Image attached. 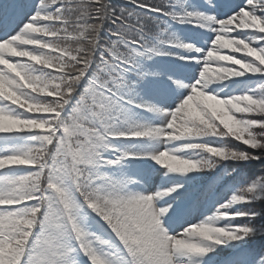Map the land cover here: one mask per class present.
I'll return each instance as SVG.
<instances>
[{
	"label": "snow or ice",
	"instance_id": "snow-or-ice-1",
	"mask_svg": "<svg viewBox=\"0 0 264 264\" xmlns=\"http://www.w3.org/2000/svg\"><path fill=\"white\" fill-rule=\"evenodd\" d=\"M255 164L264 0H0V264H264Z\"/></svg>",
	"mask_w": 264,
	"mask_h": 264
},
{
	"label": "trees",
	"instance_id": "trees-1",
	"mask_svg": "<svg viewBox=\"0 0 264 264\" xmlns=\"http://www.w3.org/2000/svg\"><path fill=\"white\" fill-rule=\"evenodd\" d=\"M261 167H264V165H259V164H255V165H253V169L254 170H259ZM257 207H260V205L259 204H257Z\"/></svg>",
	"mask_w": 264,
	"mask_h": 264
}]
</instances>
